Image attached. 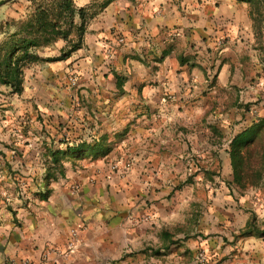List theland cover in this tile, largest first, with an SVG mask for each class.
Listing matches in <instances>:
<instances>
[{
	"label": "crops",
	"instance_id": "1",
	"mask_svg": "<svg viewBox=\"0 0 264 264\" xmlns=\"http://www.w3.org/2000/svg\"><path fill=\"white\" fill-rule=\"evenodd\" d=\"M9 1L13 20L35 11ZM100 1L72 0L82 31L65 17L18 91L0 81V264H197L198 248L264 264V237L234 238L248 216L211 182L264 93L247 3Z\"/></svg>",
	"mask_w": 264,
	"mask_h": 264
},
{
	"label": "trees",
	"instance_id": "2",
	"mask_svg": "<svg viewBox=\"0 0 264 264\" xmlns=\"http://www.w3.org/2000/svg\"><path fill=\"white\" fill-rule=\"evenodd\" d=\"M112 0H101L95 5L97 11H101ZM254 5L257 0H237ZM34 12L30 13L23 21L15 20L17 26L13 29L9 39L0 50V81L9 85L12 90L20 89L21 68L27 61L36 59L34 49L41 42H50L57 36L66 38L67 32L61 29V22L76 12L83 23L86 20L82 8L75 10L72 0H31ZM252 15V10L250 11ZM12 22V20H10ZM10 22L5 21L0 25V33L8 31ZM74 49V48H73ZM66 55V54H65ZM264 129V119L260 118L249 126L236 133L229 143V155L233 167V177L237 181L240 178V167L242 163V152L247 151L249 146L255 142ZM246 235L264 237V227L258 226L255 216L251 215L234 238Z\"/></svg>",
	"mask_w": 264,
	"mask_h": 264
},
{
	"label": "rangeland",
	"instance_id": "3",
	"mask_svg": "<svg viewBox=\"0 0 264 264\" xmlns=\"http://www.w3.org/2000/svg\"><path fill=\"white\" fill-rule=\"evenodd\" d=\"M12 4V1L0 0V25L5 21L10 22L11 25H9L10 27L6 33H0L1 51L3 45L9 39V35L12 34L13 29L17 26L16 21L11 19L12 17L10 15H12L11 11L14 10L15 7L20 8V6H12ZM247 5L249 8L251 30L255 42L261 48H264V0H257L254 5L249 3H247ZM5 9L6 11L8 10L7 14ZM251 10L252 15L250 14ZM244 110L251 111L252 114L255 115L256 120L260 118L264 119V93L262 92L260 97L250 101L248 105L244 107ZM241 156L240 178L237 181H235L233 177L234 171L230 159L229 174H227V176L218 177L219 181L213 179L211 182L215 184L216 187L220 186L219 184L221 183L228 187V200L232 203L235 202L237 215L242 214L243 216H248V218L254 215L257 225L264 227V129L255 142L249 146L248 150L242 152ZM214 174L215 173L212 171L211 175ZM214 177H216V175H214ZM233 234L229 232L228 236L225 237L228 240L223 239L225 246H228L233 241ZM214 238L213 236L211 239L212 243L214 242ZM196 252L197 257L200 252H203L206 259L205 262L202 263L197 259V264H210L213 256L212 259L209 258L206 248H198Z\"/></svg>",
	"mask_w": 264,
	"mask_h": 264
},
{
	"label": "built area",
	"instance_id": "4",
	"mask_svg": "<svg viewBox=\"0 0 264 264\" xmlns=\"http://www.w3.org/2000/svg\"><path fill=\"white\" fill-rule=\"evenodd\" d=\"M120 41H121V39H120ZM69 72H70L69 73V77H68L69 84H70V86H75L76 85V80H77L76 79V74L74 73V71H72V69H70ZM110 166H111L112 170H117V169L120 168L118 162H113V163H111ZM197 259L201 263L205 262V260H206L205 259V254L203 252H200L198 254ZM15 264H42V261L36 262V261H30L28 259H22V260H19L18 262H16Z\"/></svg>",
	"mask_w": 264,
	"mask_h": 264
}]
</instances>
